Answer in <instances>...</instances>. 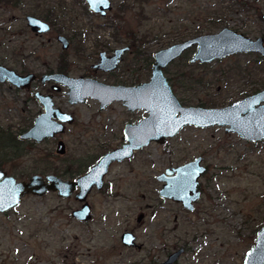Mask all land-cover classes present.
<instances>
[{"label": "rangeland", "instance_id": "374dc122", "mask_svg": "<svg viewBox=\"0 0 264 264\" xmlns=\"http://www.w3.org/2000/svg\"><path fill=\"white\" fill-rule=\"evenodd\" d=\"M110 2L106 17L93 14L84 0L0 2V64L37 76L63 65L70 77H78L92 71L98 52L132 43L119 70L99 73L98 79L138 84L149 80L153 53L172 44L224 27L251 39L264 36V0H244L245 7L238 0ZM27 14H50L51 31L35 36L26 26ZM58 34L68 39L67 49ZM195 49L164 70L181 105L222 107L264 88V59L258 54L190 64ZM181 72L192 80L181 83L188 89L175 80ZM35 91L52 92L39 78L29 93L0 83V131L17 136L29 128L42 110L29 99ZM66 92L61 86L54 102L73 114V124L55 140L26 143L24 154L2 161L0 169L19 181L51 173L67 179L118 148L126 122L146 116L142 110L129 113L120 103L102 112L91 99L71 105ZM58 140L65 145L62 155L56 153ZM195 157L206 170L199 177L201 197L190 212L159 197L162 182L156 176ZM107 179L111 186L106 194L92 195L94 218L85 224L70 216L79 203L53 192L27 195L9 214H0V264H160L168 251L185 245L176 264H242L264 224V141H245L223 127L186 126L164 144L151 142L114 164ZM126 230L135 233L139 248L121 244Z\"/></svg>", "mask_w": 264, "mask_h": 264}, {"label": "water", "instance_id": "95a60500", "mask_svg": "<svg viewBox=\"0 0 264 264\" xmlns=\"http://www.w3.org/2000/svg\"><path fill=\"white\" fill-rule=\"evenodd\" d=\"M88 9L98 15L105 16L111 10L110 0L107 4L100 0H84ZM27 26L35 33H46L50 26L47 22L32 15L26 16ZM63 49L69 42L66 37L57 38ZM195 46L196 49L188 62L210 63L238 53H256L264 58V42L261 37L251 39L234 29L224 27L215 33H204L183 42L162 48L153 54L150 78L134 86L106 85L93 79L70 77L54 73L43 75L41 81L61 84L67 87L70 104L82 103L86 98H94L105 108L113 101H121L130 111L143 110L146 116L136 124H127L123 131L126 140L122 146L105 154L88 173L76 181H68L58 176L48 174L31 175L27 180H17L0 170V213L7 212L20 204L26 195L43 196L56 192L58 197L68 198L78 187L76 199L83 203L90 191L96 185H102V179L111 163L130 158L135 150L147 146L151 142L164 144L167 139L175 136L186 126L207 128L223 127L227 133H235L245 141L252 143L264 141V88L222 107L183 106L175 96L164 70L179 58L186 50ZM127 48L114 51L111 57L100 54L96 67L110 71L114 70L121 55ZM35 79L33 74L22 75L15 70L0 64V83L7 82L15 89H29ZM57 90V87H53ZM34 98L43 107V112L33 121L31 128L19 134V139L41 142L64 131V123H71L72 116L54 107L51 95L34 93ZM57 153H64V145L59 142ZM202 158L195 157L165 174L157 177L165 182L158 191L159 197L169 198L180 203L187 211L194 210V203L201 197L198 190L199 177L206 168L201 165ZM170 175V177H166ZM89 207L83 204L72 212L76 220L85 221L88 218ZM135 236L130 232L121 235L124 245H133ZM182 249L173 252L164 264H172ZM242 264H264V224L257 230L254 244L245 253Z\"/></svg>", "mask_w": 264, "mask_h": 264}, {"label": "flooded vegetation", "instance_id": "af4514ba", "mask_svg": "<svg viewBox=\"0 0 264 264\" xmlns=\"http://www.w3.org/2000/svg\"><path fill=\"white\" fill-rule=\"evenodd\" d=\"M239 1V0H238ZM242 1H244V0H242ZM112 5V4H111ZM112 9V8H111ZM111 12V10L110 11H108L107 13H106V15L105 16H101V15H98V14H96L97 16H100V17H106L107 15H108V13H110ZM93 13V12H92ZM93 14H95V13H93ZM27 15H32V14H27ZM27 15H25V23H26V16ZM32 16H35V15H32ZM45 16V15H44ZM35 17H37V18H40V17H38V16H35ZM41 20H43V21H45V22H47L48 24H49V26H50V29H49V31H47L46 33H41V34H39V33H35V32H33V31H31V29L27 26V23H26V26L29 28V30L35 35V36H37V37H41V36H43V35H45V34H48L50 31H51V24H52V20H48V19H46V18H40ZM238 32V31H237ZM240 32V31H239ZM241 33V32H240ZM61 34V33H60ZM60 34H58V35H56V40H57V38H58V36L60 35ZM129 34V33H128ZM244 35H246V34H244ZM63 36V35H62ZM65 37V36H64ZM257 37H261L262 39H263V42H264V36L262 35V36H257ZM256 37V38H257ZM67 39V38H66ZM132 39V38H131ZM68 40V39H67ZM133 40V39H132ZM134 41V40H133ZM59 42V41H58ZM69 42V41H68ZM60 43V42H59ZM61 44V43H60ZM132 43H130L129 45H124V46H121V47H117V48H115V49H113L111 52H106V51H100V52H98V54H97V61L95 62V63H92L91 65H90V67H91V69H92V71H87L85 74H83V75H80V76H78V77H83V78H86V79H93V80H96V81H98V82H100V83H104V84H106V85H124V86H134V85H137V83H127V84H125L123 81H118V80H100V79H98L99 77V73H103V74H106L107 76H109V75H112V74H114L116 71H118L119 70V68H120V65H121V63L123 62V60L125 59V57L128 55V53H130L131 51H132ZM61 47H62V45H61ZM68 47H69V45H68ZM121 48H127L124 52H123V54L121 55V57H120V59H119V63H118V65H117V67L114 69V70H110V71H104V70H101V69H99V68H97L96 67V65H97V63L99 62V60H100V54L101 53H104V57H111V56H113L114 55V51L115 50H117V49H121ZM154 54V53H153ZM239 54V53H238ZM256 54V53H255ZM153 56V55H152ZM260 56V55H259ZM261 57V56H260ZM262 58V57H261ZM152 59H153V57H152ZM264 59V58H263ZM152 62H153V60H152ZM152 65V64H151ZM6 67H8V66H6ZM8 68H10V67H8ZM10 69H13V68H10ZM13 70H15V69H13ZM17 73H19V74H22V75H26V74H33L34 75V77H35V79L32 81V83H31V86H30V88L29 89H25V90H23V91H26L27 93H29L31 90H32V84L33 83H35L37 80H38V78H39V80L41 81V78H42V76L43 75H50V74H54V73H59V74H65V75H67V76H69V73H68V70L66 69V68H64L63 67V65H60L55 71H52V70H49V71H47V72H44L43 74H41L40 76H37L35 73H33V72H18L17 70H15ZM78 77H75V78H78ZM150 78V77H149ZM169 81V80H168ZM147 82V81H146ZM4 83H7V82H4ZM41 83L42 84H47V83H50V90L52 91L51 93L49 92V93H42V92H40L41 94H43V95H51L52 96V101H53V103H54V107H56V108H59V107H57L56 105H55V102H54V100H55V98H54V93H57V92H59L60 91V89H61V86H63V85H61V84H58V83H55L54 81H50V82H42L41 81ZM142 83V82H141ZM7 84H9V83H7ZM139 84V83H138ZM10 85V84H9ZM11 86V85H10ZM11 87H13V86H11ZM53 87H57V90H53ZM65 87V86H64ZM14 88V87H13ZM67 88V87H66ZM36 92H39V91H35V92H32L31 93V97L29 96V99L30 100H33V101H36L37 103H38V105L39 106H41V108H42V110H41V112H39V113H37V115L36 116H34V119L39 115V114H41L42 112H43V107H42V105L38 102V100L36 99V98H34V93H36ZM255 93V92H254ZM66 94H67V92H66ZM68 96V95H67ZM93 100V101H95L96 102V105H97V107H98V111H100V112H102V111H104V110H106L107 108H109L112 104H114V103H120L129 113H134V112H136V111H140V110H134V111H130V110H128L124 105H123V103L121 102V101H113V102H111V103H109L105 108H103V109H101L100 108V103H99V101H97L96 99H94V98H86L85 99V101L84 102H82V103H85L87 100ZM68 102H69V100H68ZM69 104H70V102H69ZM75 104H81V103H75ZM71 105H74V104H71ZM63 112H65V113H67V114H69L70 116H72V122L71 123H64L63 125H64V131L66 130V128L68 127V126H70V125H72L73 124V122H74V116H73V114H71V113H69V112H66V111H64L62 108H60ZM143 111V110H142ZM144 112V111H143ZM145 113V112H144ZM144 118V117H143ZM34 119L31 121V125L29 126V128H31V126H32V124H33V121H34ZM140 119H142V118H140ZM140 119H138V120H136V121H129V122H126L125 124H124V127H123V130H122V137H121V143H119V147L120 146H122L123 145V143H125L126 142V140L124 139V134H123V131H124V129H125V126L127 125V124H136ZM28 128V129H29ZM27 129V130H28ZM27 130H24L23 132H25V131H27ZM63 131V132H64ZM23 132H21V133H23ZM62 132V133H63ZM21 133H19V134H21ZM62 133H60V134H62ZM19 134L17 135V137H18V139H19ZM59 134H56V135H54L53 137H50V138H46V139H44V140H42L41 142H39V143H37V142H34L33 140H26V139H19L21 142H23V143H31V144H40V143H42V142H45V141H48V140H55L57 137L56 136H58ZM59 142H62L61 140H58V142L56 143L57 145H58V143ZM63 143V142H62ZM57 145H56V149H57ZM63 145H64V143H63ZM149 145V144H148ZM118 146V145H117ZM145 147V146H144ZM115 149V148H114ZM113 150V149H112ZM139 150V149H138ZM137 150H135L134 152H136ZM134 152H133V154H134ZM56 153H57V151H56ZM64 153H65V145H64ZM63 153V154H64ZM62 155V154H61ZM133 156V155H132ZM131 158V157H130ZM127 159H129V158H126V159H123L122 161H124V160H127ZM189 161H191V160H189ZM189 161H187V162H189ZM118 162H121V161H118ZM117 161H115V162H113V163H111L110 164V166H109V168H108V171L106 172V174L104 175V177H103V179H102V185H101V187L100 188H98L96 185H94L91 189H90V191H89V193H88V195H87V197H86V199H85V202H83V203H81V202H79L77 199H76V194H77V192L79 191V189H78V187L72 192V194H71V196L70 197H68V198H71V197H73V199L74 200H76L78 203H79V205H78V207L77 208H73L72 210H71V212H70V216H71V218H73L72 217V212L74 211V210H76V209H79L83 204H87V206L89 207V214H88V218L85 220V221H81V220H76L75 218H73L75 221H78V222H81V223H88V222H90V221H92L93 220V218H94V206H93V203L91 202V198H92V195L94 194V193H103V194H106L104 191H105V189L108 187V186H111V182L107 179V177H108V175H109V170H110V167H112L114 164H116V163H118ZM202 162V161H201ZM97 163V162H96ZM186 163V162H185ZM184 164V163H183ZM93 165H95V164H93ZM93 165H87V166H85L84 167V169H83V171H80V170H78L77 171V173L76 174H71L67 179L66 178H63L62 176H59V175H55V174H52V175H55V176H58L59 178H61V179H63V180H68V181H76V179L77 178H79L80 176H82V175H84V174H86V173H88V171L90 170V168L93 166ZM179 166V165H178ZM175 167H177V166H175ZM175 167H173V166H171V167H168V168H166L165 170H164V172H162V173H160L159 175H157L156 176V179H157V177L158 176H160V175H162V174H165L166 173V170H170V169H172V168H175ZM0 170H2V169H0ZM2 171H4V170H2ZM5 172V171H4ZM72 172H74V171H72ZM68 173V172H67ZM7 174V173H6ZM69 174H70V172H69ZM8 175V174H7ZM39 175H41V174H39ZM46 175H48V174H45V175H42L43 177H45ZM166 177H170V175H166ZM158 180V179H157ZM162 182V181H161ZM163 184H165V182H162V186H163ZM161 189V188H160ZM159 189V190H160ZM158 190V191H159ZM198 190L200 191V189H199V186H198ZM201 192V191H200ZM50 193V192H49ZM53 193H55L56 194V196L58 197V195H57V193L56 192H53ZM47 194V193H46ZM45 195V194H44ZM159 195V194H158ZM27 196V195H26ZM25 197V196H24ZM23 197V198H24ZM39 197H41V196H39ZM22 198V199H23ZM59 198H61V197H59ZM68 198H64V199H68ZM22 199H21V201H22ZM167 199H169V198H167ZM20 201V202H21ZM180 204V203H179ZM181 205V204H180ZM182 207V206H181ZM183 208V207H182ZM184 209V208H183ZM194 209H195V203H194ZM11 210H13V209H11ZM11 210H9V211H7V212H3V213H0V214H3V215H7V214H9L10 212H11ZM194 211V210H193ZM190 212H192V211H190ZM140 218H141V216L138 218V220H140ZM125 232H130V233H132L134 236H135V239H134V244L133 245H130V246H128V245H124L123 243H122V241H121V235L123 234V233H125ZM125 232H123L121 235H120V242H121V244L122 245H124V246H126V247H132V248H135V247H137V248H139V245L137 244V241H136V235H135V233L132 231V230H126ZM180 249H182V251H181V253L178 255V257L175 259V261L172 263V264H176L177 263V261H178V259L181 257V255L183 254V252H185L187 249H188V246L187 245H185V246H181V247H179V248H176V249H174L173 251H168V253L166 254V256H165V259L162 261V262H160V264H164L165 262H166V260L170 257V255L173 253V252H176V251H178V250H180ZM72 264H74V263H72ZM145 264V263H144ZM147 264H155V262L154 261H151L150 263H147Z\"/></svg>", "mask_w": 264, "mask_h": 264}, {"label": "trees", "instance_id": "16d2710c", "mask_svg": "<svg viewBox=\"0 0 264 264\" xmlns=\"http://www.w3.org/2000/svg\"><path fill=\"white\" fill-rule=\"evenodd\" d=\"M13 0H0V2H12ZM78 1V0H77ZM239 5L242 7H245L247 4L245 2H243L242 0H239ZM16 4V3H15ZM122 8V6L120 7ZM50 14H46L44 16V18L46 19H50L52 20L53 18H51ZM191 74V73H190ZM189 76H185L182 74L181 72V76H177L176 81L179 85H182L181 87L188 89V84H181L183 83L184 80H189L192 81L190 79ZM183 80H182V79ZM195 81V80H194ZM26 146V143L21 142L17 136H12L10 134L5 133V131H0V164L3 161L4 163L6 162H10L12 160H15L16 158L22 156L24 153L23 147ZM27 146H29V144L27 143ZM28 151L25 152V154ZM67 173V172H66Z\"/></svg>", "mask_w": 264, "mask_h": 264}, {"label": "snow or ice", "instance_id": "6c2138e0", "mask_svg": "<svg viewBox=\"0 0 264 264\" xmlns=\"http://www.w3.org/2000/svg\"><path fill=\"white\" fill-rule=\"evenodd\" d=\"M100 2L104 3L105 5L107 4V0H100Z\"/></svg>", "mask_w": 264, "mask_h": 264}]
</instances>
